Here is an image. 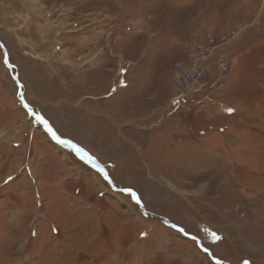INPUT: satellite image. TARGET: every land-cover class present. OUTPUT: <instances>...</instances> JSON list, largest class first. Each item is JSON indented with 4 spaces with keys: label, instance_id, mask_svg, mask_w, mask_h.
<instances>
[{
    "label": "rangeland",
    "instance_id": "374dc122",
    "mask_svg": "<svg viewBox=\"0 0 264 264\" xmlns=\"http://www.w3.org/2000/svg\"><path fill=\"white\" fill-rule=\"evenodd\" d=\"M237 24L226 75L177 99V65ZM0 40L25 100L144 205L41 130L0 48V264H217L163 217L264 264V0H0Z\"/></svg>",
    "mask_w": 264,
    "mask_h": 264
},
{
    "label": "built area",
    "instance_id": "2783aa9c",
    "mask_svg": "<svg viewBox=\"0 0 264 264\" xmlns=\"http://www.w3.org/2000/svg\"><path fill=\"white\" fill-rule=\"evenodd\" d=\"M243 29L241 24L218 36L209 34L196 42L189 51L190 63L178 64L175 70L177 99L197 92L213 89L229 70L226 45ZM216 56L215 65L202 64L204 59Z\"/></svg>",
    "mask_w": 264,
    "mask_h": 264
},
{
    "label": "water",
    "instance_id": "95a60500",
    "mask_svg": "<svg viewBox=\"0 0 264 264\" xmlns=\"http://www.w3.org/2000/svg\"><path fill=\"white\" fill-rule=\"evenodd\" d=\"M0 48L3 51V60L5 65L8 67L9 71L12 73V77L14 79V81L16 82L17 85V98L19 99L22 107L33 117V119L39 124V126L41 127V129L48 135V137L56 142L59 143L62 146L65 147H69L72 149V151L81 159H83L86 163V165L88 167H90L93 171H95L96 173H98L101 178L113 189L116 191H121V192H125L128 193L131 197V199L133 200V202H135L137 204V206L139 207L140 210L144 211V205L142 200L140 199L138 193L131 187H119L117 186L114 181L112 180V178L109 176V174L107 173V170L104 166H102L101 164H99L96 159L90 155L83 147H81L80 145H78L76 142H74L73 140H71L69 137L66 136H60L56 130L52 127V125L50 124L49 120L46 119L45 117H43L40 113L36 112L34 107L29 104L26 100L25 97L23 95V84L20 82L19 78H18V71H17V67L15 66V64H12L9 61V55H8V51L7 48L5 47L4 43L0 40ZM164 221L167 222V224L171 225L173 228L177 229L183 236L188 237L190 239L195 240L196 245L204 252H207L208 256L215 262H217L218 264H229L227 261L220 259L219 257L213 255V252L203 246L199 240L198 237H196L193 234L187 233L185 232V230L165 219L164 217L162 218Z\"/></svg>",
    "mask_w": 264,
    "mask_h": 264
},
{
    "label": "snow or ice",
    "instance_id": "6c2138e0",
    "mask_svg": "<svg viewBox=\"0 0 264 264\" xmlns=\"http://www.w3.org/2000/svg\"><path fill=\"white\" fill-rule=\"evenodd\" d=\"M229 111H232V109H229ZM213 235L215 236V233H213ZM217 239H219V237H216ZM244 264H249L248 261H245Z\"/></svg>",
    "mask_w": 264,
    "mask_h": 264
},
{
    "label": "flooded vegetation",
    "instance_id": "af4514ba",
    "mask_svg": "<svg viewBox=\"0 0 264 264\" xmlns=\"http://www.w3.org/2000/svg\"><path fill=\"white\" fill-rule=\"evenodd\" d=\"M211 90H213V89H211ZM203 98V97H202ZM69 148V147H68ZM71 149V148H70ZM72 150V149H71ZM77 156V155H76ZM78 157V156H77ZM79 158V157H78ZM81 159V158H80ZM83 160V159H82ZM84 161V160H83ZM85 162V161H84ZM86 164V163H85ZM206 254H207V252H205ZM208 255V254H207ZM214 255V254H213ZM224 260V259H223ZM215 262V261H214ZM215 263H217V262H215ZM229 263V262H228ZM218 264V263H217ZM229 264H231V263H229Z\"/></svg>",
    "mask_w": 264,
    "mask_h": 264
},
{
    "label": "bare ground",
    "instance_id": "6f19581e",
    "mask_svg": "<svg viewBox=\"0 0 264 264\" xmlns=\"http://www.w3.org/2000/svg\"><path fill=\"white\" fill-rule=\"evenodd\" d=\"M40 127V126H39ZM41 128V127H40ZM42 130V129H41ZM43 131V130H42ZM44 132V131H43ZM92 170V169H91ZM95 172V171H94ZM96 173V172H95Z\"/></svg>",
    "mask_w": 264,
    "mask_h": 264
}]
</instances>
